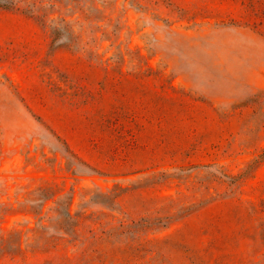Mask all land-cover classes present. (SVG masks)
<instances>
[{
	"label": "rangeland",
	"instance_id": "obj_1",
	"mask_svg": "<svg viewBox=\"0 0 264 264\" xmlns=\"http://www.w3.org/2000/svg\"><path fill=\"white\" fill-rule=\"evenodd\" d=\"M0 264H264V0H0Z\"/></svg>",
	"mask_w": 264,
	"mask_h": 264
}]
</instances>
